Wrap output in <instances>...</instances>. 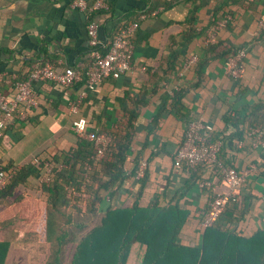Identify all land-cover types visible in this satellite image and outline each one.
<instances>
[{
	"label": "crops",
	"instance_id": "obj_1",
	"mask_svg": "<svg viewBox=\"0 0 264 264\" xmlns=\"http://www.w3.org/2000/svg\"><path fill=\"white\" fill-rule=\"evenodd\" d=\"M72 1L0 0V82L8 99L14 96L15 83L42 63L86 71L91 62L88 15L72 9ZM85 1L94 5L98 0ZM102 1L108 12L94 18L99 25L98 38L106 44L117 28L130 27L134 48L130 71L113 74L88 92L77 114L70 112V106L77 101L81 84L35 83L37 107L26 121L16 118L2 134L0 164L21 166L37 155L61 156L76 147L78 137L71 130L76 118L84 117L90 131L103 134L120 124L125 109L133 111L134 136L125 170L131 171L137 157L147 163L141 206L155 194L161 196V204H174L179 199L188 211L179 241L193 248L201 242L203 231L196 221L207 199L195 184L186 187L189 174L175 168L172 157L188 125L203 120L212 135L223 142L221 157L239 171H252L240 190L241 198L250 201V209L236 229H229L247 239L264 231V150L253 149L247 139L240 138V131L264 112V32L257 27L264 17V0H109L113 1L111 9L108 0ZM222 11L229 13L228 22L217 31L216 49L207 52L205 40L216 26L212 29L211 20ZM227 49L246 51L245 74L239 80L223 73L227 56L221 53ZM192 56L198 60L185 70L183 63ZM180 91L185 94L173 113L172 97ZM127 184L134 185L132 181ZM127 186L113 201L117 207L133 201V194H126ZM220 189L224 190V184ZM27 202L35 203L32 199ZM8 205L1 200L0 241L9 237L5 241L10 243L3 264H41L48 251L46 245L45 250L35 246L39 244L32 233L35 222L14 220L6 225L4 222L13 218L7 212ZM38 222L41 218L36 225ZM144 252V246L134 245L127 264H140Z\"/></svg>",
	"mask_w": 264,
	"mask_h": 264
},
{
	"label": "trees",
	"instance_id": "obj_2",
	"mask_svg": "<svg viewBox=\"0 0 264 264\" xmlns=\"http://www.w3.org/2000/svg\"><path fill=\"white\" fill-rule=\"evenodd\" d=\"M108 4L111 9L113 1L108 0ZM92 5L93 2H88V8ZM106 12L108 11L103 9L87 11L88 23L98 14ZM217 13L211 20L212 29L229 14L227 11ZM124 28L126 25L115 30L105 44L106 49L109 48L113 37ZM216 44L217 42L206 45L207 52L215 50ZM238 50L227 49L221 55L227 56L226 60ZM79 84L83 86L84 82ZM1 89L0 82V91ZM184 94L182 91L173 94V113L174 108L181 105ZM133 114H135L133 111L128 112L125 109L120 124L102 132L110 138V143L104 157L99 161L94 160L93 143L76 138V147L73 150L57 157L42 158L37 155L39 163L35 166H30L29 163L21 166L0 164L3 170L14 171L6 187L0 192V203L2 199L7 201L9 203L7 212L13 214V218L4 223L10 225L12 221L13 223L21 221L23 224L27 221L35 222L32 232L36 235L34 240L46 245L48 251L41 264H127L131 249L136 244L145 247L140 264H264V231H259L247 239L239 237L234 230L229 229L237 228L251 206L250 201L241 198L240 193L229 199L211 227L202 228L209 203L221 191V185L223 186L221 177H209V181L212 182L209 188L199 186L205 180L206 164L199 165L196 169L183 168L189 174L185 182L186 187L190 188L195 184L207 199L201 208L203 214L196 221L197 226L203 231L198 246L185 247L179 241L180 233L188 220V211L180 206L179 199L174 204H161V196L155 194L147 205L141 206L140 200L147 182V163L141 179L135 177L136 161H141L140 157L132 161L130 172L125 170L134 136ZM155 127L154 124L151 130L153 131ZM251 128H264V112L254 117L251 126L240 131V138L247 139L250 145L253 141V137L249 136ZM175 156L176 153L172 157L173 164ZM219 159L225 166L234 167L220 154ZM45 163L65 165L64 169L51 177L48 184L40 183V177L45 174ZM129 181L134 185L127 186ZM125 185L126 194L130 196L132 193L133 201L117 207L113 201H116ZM28 187L32 190H26ZM71 188L88 194V199L68 196V190ZM28 199L35 203L29 204ZM88 213L99 216V222L90 225V222L84 221L83 215ZM73 214L82 218L81 221L74 220ZM39 218L42 222L36 225ZM73 228L75 230H72ZM25 234L31 235L27 232ZM6 239L9 240V237ZM6 239L0 241L1 264L5 260L10 244L5 241Z\"/></svg>",
	"mask_w": 264,
	"mask_h": 264
},
{
	"label": "built area",
	"instance_id": "obj_3",
	"mask_svg": "<svg viewBox=\"0 0 264 264\" xmlns=\"http://www.w3.org/2000/svg\"><path fill=\"white\" fill-rule=\"evenodd\" d=\"M72 9L86 12L92 10H105L107 5L102 0H98L88 8L85 0H73L70 3ZM228 17L217 22L215 28L210 31L205 40V45L213 44L217 40V31L225 27ZM258 31L264 30V17L257 23ZM99 25L95 20L87 24V37L90 64L85 72L73 67L66 66L58 68L52 63H45L43 66L34 67L26 81L15 83V93L12 99H8L0 91V139L8 125L17 118L19 121H26L32 110L37 107L34 84L39 82H51L63 87H71L84 82L83 88L79 92L76 102L70 106V112L77 114L79 104L86 94L95 91L100 84L113 74H122L130 71L131 60L133 57V45L129 40L130 27L120 30L112 39L109 48L98 38ZM246 51L240 49L234 55L228 57L223 64V73L231 79L238 80L244 77ZM197 57L192 56L185 60L183 68L190 69L196 62ZM71 130L80 138L93 143L95 155L94 160H101L108 149L110 138L104 134L95 133L89 130L88 122L84 117L76 118L71 124ZM249 136L253 137L252 148L264 150V128H251ZM240 144V143H239ZM223 147L220 138L212 135V132L205 126L203 120L190 123L187 127L184 139L176 151L174 167L177 169L191 168L196 169L199 165H207V177L200 183V187L209 188L212 182L209 177H221L224 190L219 192L209 203V209L204 215L202 228L211 227L218 219L226 207L229 199L240 193L241 188L246 184L251 170L239 171L235 167L225 166L219 159V154ZM39 163V158L34 157L29 162L30 166ZM45 174L40 177V183L48 184L51 177L65 168V165L58 163H45ZM87 168V165H86ZM146 162L140 161L135 170L136 179L144 176ZM14 171H5L0 166V192L6 187L8 180L11 179ZM264 173V169H263ZM84 177L86 175L84 174ZM68 196H81L85 194L75 191L73 188L68 190Z\"/></svg>",
	"mask_w": 264,
	"mask_h": 264
},
{
	"label": "rangeland",
	"instance_id": "obj_4",
	"mask_svg": "<svg viewBox=\"0 0 264 264\" xmlns=\"http://www.w3.org/2000/svg\"><path fill=\"white\" fill-rule=\"evenodd\" d=\"M85 194V193H84ZM84 198H87L88 199V194H85ZM72 199H75V198H72ZM79 206V205H78ZM79 208H81V206H79ZM66 213H69V211H66ZM74 213V212H73ZM74 215V220L76 221H81L82 218H80L79 216H77V214H73ZM83 219H85L84 221L86 222H90L89 224L90 225H94L96 223H98V219H99V216L97 215H93V214H90L88 213L87 215H83ZM72 230H75L74 228ZM36 247H40V248H43L45 250V245L43 244H35ZM44 246V247H43ZM31 247V246H30Z\"/></svg>",
	"mask_w": 264,
	"mask_h": 264
}]
</instances>
